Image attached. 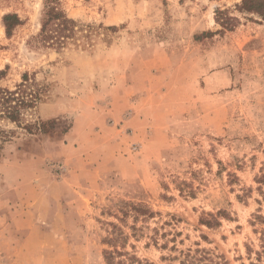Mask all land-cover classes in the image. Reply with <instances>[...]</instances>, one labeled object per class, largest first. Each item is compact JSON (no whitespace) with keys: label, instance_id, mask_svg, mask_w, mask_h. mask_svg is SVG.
<instances>
[{"label":"rangeland","instance_id":"1","mask_svg":"<svg viewBox=\"0 0 264 264\" xmlns=\"http://www.w3.org/2000/svg\"><path fill=\"white\" fill-rule=\"evenodd\" d=\"M59 2L76 21L62 48L37 39L45 0H0V85L26 72L47 85L20 124L0 119V264H106L117 246L154 264L198 247L251 264L264 228V20L242 0ZM7 13L23 21L11 37ZM42 121L51 131L25 128ZM222 208L220 226L200 223Z\"/></svg>","mask_w":264,"mask_h":264},{"label":"trees","instance_id":"2","mask_svg":"<svg viewBox=\"0 0 264 264\" xmlns=\"http://www.w3.org/2000/svg\"><path fill=\"white\" fill-rule=\"evenodd\" d=\"M59 0H45L43 9V18L41 31L38 34V41L47 47L62 48L67 39L74 37V27L76 21L68 16L66 11L59 6ZM241 12L257 14L264 20V0H242L237 6ZM216 20L224 29L232 30L239 23V19L227 15V12L218 9ZM22 19L17 13H7L3 16V23L6 29L7 37H11L15 27L22 24ZM5 72L0 70V80ZM22 82L16 89L3 88L0 85V119L20 124L25 109L34 108L41 99L47 85L40 84L35 78H31L29 73H24ZM33 81V82H32ZM39 130V133L51 131L49 122L42 121L39 125L33 123L26 125V130L33 133V128ZM8 131L0 128V150L3 143L7 141ZM221 217L229 218L230 211L227 208L220 209L216 214L209 213V218L200 219V223L209 227L221 225ZM255 219L264 224V215L255 214ZM261 231V245L255 254V261L251 264H264V228ZM180 264H230L224 255L215 254L206 248L187 249L181 251L179 257ZM106 264H154L147 259H140L135 254L120 249L118 246L105 252Z\"/></svg>","mask_w":264,"mask_h":264},{"label":"crops","instance_id":"3","mask_svg":"<svg viewBox=\"0 0 264 264\" xmlns=\"http://www.w3.org/2000/svg\"><path fill=\"white\" fill-rule=\"evenodd\" d=\"M78 170L81 171V170H83V169H82V168H78L77 171H78Z\"/></svg>","mask_w":264,"mask_h":264}]
</instances>
